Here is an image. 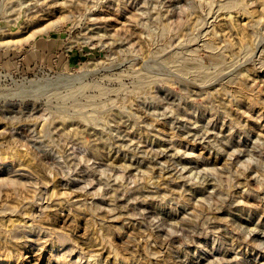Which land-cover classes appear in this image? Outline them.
<instances>
[{
    "label": "rangeland",
    "instance_id": "1",
    "mask_svg": "<svg viewBox=\"0 0 264 264\" xmlns=\"http://www.w3.org/2000/svg\"><path fill=\"white\" fill-rule=\"evenodd\" d=\"M0 264H264V0H0Z\"/></svg>",
    "mask_w": 264,
    "mask_h": 264
},
{
    "label": "bare ground",
    "instance_id": "2",
    "mask_svg": "<svg viewBox=\"0 0 264 264\" xmlns=\"http://www.w3.org/2000/svg\"><path fill=\"white\" fill-rule=\"evenodd\" d=\"M30 83V82H29ZM31 84H33V83H31ZM13 168V167H12Z\"/></svg>",
    "mask_w": 264,
    "mask_h": 264
}]
</instances>
